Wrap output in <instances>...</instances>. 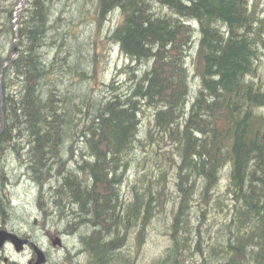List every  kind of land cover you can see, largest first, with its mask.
<instances>
[{
  "label": "trees",
  "instance_id": "obj_1",
  "mask_svg": "<svg viewBox=\"0 0 264 264\" xmlns=\"http://www.w3.org/2000/svg\"><path fill=\"white\" fill-rule=\"evenodd\" d=\"M87 1L25 0L16 31L20 0H0V73L18 34L0 97L6 170L12 154L38 189L61 174L49 202L63 224L85 229L79 246L89 264H136L130 238L138 246L158 217L169 244L152 264H264V8L258 0H90L100 25L121 14L108 36L131 60L127 84L111 83L97 100L74 88L88 75L83 46L73 40L66 53L71 32L62 31L68 3L80 12ZM147 143L142 170L138 147ZM76 153H85L91 179L72 171L65 184L62 155L73 162Z\"/></svg>",
  "mask_w": 264,
  "mask_h": 264
},
{
  "label": "rangeland",
  "instance_id": "obj_2",
  "mask_svg": "<svg viewBox=\"0 0 264 264\" xmlns=\"http://www.w3.org/2000/svg\"><path fill=\"white\" fill-rule=\"evenodd\" d=\"M68 4V7L62 14V22L64 24L62 31L65 32L64 28L69 29L72 39L70 37L66 38L67 47L65 46V52L67 53L68 49V52H70V50L72 51L69 53L70 55L74 53V49H72V44L74 45L73 40L77 41V44L79 42L83 46L80 47L82 51L81 49L77 48V51L80 50L79 56L81 55L83 57V59H79V62L81 63L82 69H85L88 73L85 78H82V81H80V78L76 76V79L73 80L74 83L77 81L80 82H78L79 84L74 88H80L82 91L86 92L87 96H92L93 99L97 100L103 98V96H109L111 91V83L125 86L129 80V75L122 71V69L128 66L131 63V60H128L120 52L117 44L113 42L108 36L110 30L113 29V27L119 23V21H121L122 16L120 13H113L110 15L108 20H105L100 25L99 20L97 21L95 1H87L83 7V10L80 12L73 10V6L71 5L72 3ZM258 7L260 9L264 8V0H258ZM20 13L21 11L19 12L18 17H20ZM17 22L19 23V18ZM261 50L264 61V46L261 48ZM103 82H105V84ZM194 83L196 85V80H194ZM68 84V79L63 76V79H61V83L59 82V85L66 87ZM151 114L152 113L150 111H147L143 116L144 122L147 125L145 131H147L150 126L149 120L152 117ZM138 148L141 149L139 156H141L140 165L141 169L143 170L146 167H150L149 165L152 158L150 157L151 146L149 143H147L146 146L139 145ZM8 157L10 158L8 168L11 170V173L14 177V187L11 188L13 200L15 203L20 204L17 209L19 215L26 216L28 211H37L36 188L29 184V181H26L27 178L24 176L23 172L17 169L15 164L17 162L16 157L12 154H8ZM138 164V161L133 160L132 165L126 172V175L128 174L126 176V180L129 181V183L134 182L136 179V175L139 170ZM126 186L128 187V184ZM226 188L227 178L224 177L219 190L225 191ZM218 213V210L213 212V214ZM218 215L220 218L224 216L223 213H219ZM165 221L166 220L164 219H159V217L155 218V220H153V222L150 223V225L145 230V238L141 240V243L139 242L140 245L137 243L138 246L136 247V241L133 240L135 237L131 236V247L133 248L132 253L136 257V264H152L167 249L169 242L168 236L165 234L167 230ZM14 258L25 262L28 257L14 255Z\"/></svg>",
  "mask_w": 264,
  "mask_h": 264
},
{
  "label": "flooded vegetation",
  "instance_id": "obj_3",
  "mask_svg": "<svg viewBox=\"0 0 264 264\" xmlns=\"http://www.w3.org/2000/svg\"><path fill=\"white\" fill-rule=\"evenodd\" d=\"M3 141L0 138V230L15 234L28 242L23 243L21 250L18 251L13 242L7 240L0 247V264H35L39 256L34 244L44 252L45 261L42 264H89L87 253L80 250L79 246L80 233L85 229L81 227L80 230L78 229L79 231H73V229H77L76 226H71L69 223L63 224L60 214L51 205L52 201L49 202L50 196L53 195L51 189L55 190L59 183L61 176L59 172L57 176L45 179L44 186H41L40 189L36 187L34 182L30 181L31 179L26 180L36 188L37 211H28L26 216L19 215L17 209L20 204L14 202L11 191V188L14 187V177L11 170H6L7 159L5 155L7 152H2L1 143ZM79 155L78 153L75 154L73 162H71L70 157L62 155L65 159H63L65 169L62 174L65 184L70 182L72 171L79 174L78 180H82L85 184L91 179V173H88L84 163L86 155L85 153ZM3 173L4 175H1ZM39 204L45 207L39 209ZM55 241L58 243L55 244ZM14 255L27 256L28 258L24 262L15 259Z\"/></svg>",
  "mask_w": 264,
  "mask_h": 264
},
{
  "label": "water",
  "instance_id": "obj_4",
  "mask_svg": "<svg viewBox=\"0 0 264 264\" xmlns=\"http://www.w3.org/2000/svg\"><path fill=\"white\" fill-rule=\"evenodd\" d=\"M24 1L25 0H20V2L18 3V5L16 7L15 14H14V22H15V30L16 31H17L18 25H19V23L17 22V20L19 18L18 14H19V12L21 11V9L23 7ZM17 38H18V34L16 33L15 39L13 41V48H12L11 57L6 62L3 63L2 70H1V73H0V97H1V104L3 102V96H4L2 77H3V74H4L5 67L7 65H9L12 62L13 58L16 56V53H17V43H16ZM4 124H5V113H4V111H2V124L0 126V133L2 132V130L4 128ZM7 240H11L13 242V244L15 245V248L18 251L21 250V248L23 246V243L28 242L27 240L20 239L15 234L0 230V247H2ZM57 243L58 242L55 241V244H57ZM31 244H34V243H31ZM34 246L36 247V249L38 251V256H39L38 261L35 264H42L45 261L44 252L40 248H38L35 244H34Z\"/></svg>",
  "mask_w": 264,
  "mask_h": 264
},
{
  "label": "bare ground",
  "instance_id": "obj_5",
  "mask_svg": "<svg viewBox=\"0 0 264 264\" xmlns=\"http://www.w3.org/2000/svg\"><path fill=\"white\" fill-rule=\"evenodd\" d=\"M79 155V154H78ZM80 156V155H79ZM32 243V242H31Z\"/></svg>",
  "mask_w": 264,
  "mask_h": 264
}]
</instances>
